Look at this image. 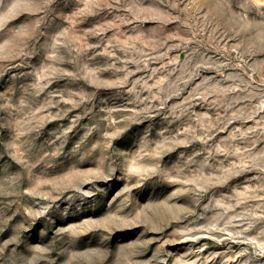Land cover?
Segmentation results:
<instances>
[{"label":"rangeland","instance_id":"rangeland-1","mask_svg":"<svg viewBox=\"0 0 264 264\" xmlns=\"http://www.w3.org/2000/svg\"><path fill=\"white\" fill-rule=\"evenodd\" d=\"M0 264H264V0H0Z\"/></svg>","mask_w":264,"mask_h":264}]
</instances>
